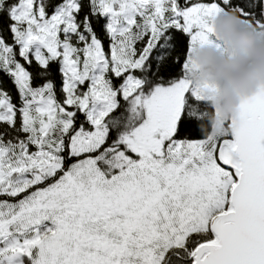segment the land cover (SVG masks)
Wrapping results in <instances>:
<instances>
[{
    "label": "snow or ice",
    "instance_id": "obj_1",
    "mask_svg": "<svg viewBox=\"0 0 264 264\" xmlns=\"http://www.w3.org/2000/svg\"><path fill=\"white\" fill-rule=\"evenodd\" d=\"M264 0H0V264H264V85L219 116L194 53Z\"/></svg>",
    "mask_w": 264,
    "mask_h": 264
},
{
    "label": "clouds",
    "instance_id": "obj_2",
    "mask_svg": "<svg viewBox=\"0 0 264 264\" xmlns=\"http://www.w3.org/2000/svg\"><path fill=\"white\" fill-rule=\"evenodd\" d=\"M216 35L225 48L198 49L193 56L199 71L192 78L200 83L220 85L221 98L226 102L225 114L235 111L243 95L264 85V34L244 27L234 15L219 16Z\"/></svg>",
    "mask_w": 264,
    "mask_h": 264
},
{
    "label": "rangeland",
    "instance_id": "obj_3",
    "mask_svg": "<svg viewBox=\"0 0 264 264\" xmlns=\"http://www.w3.org/2000/svg\"><path fill=\"white\" fill-rule=\"evenodd\" d=\"M221 16H223V15H221ZM243 26L247 27L244 24H243ZM247 28H249V27H247ZM260 34H263V33H260ZM194 81H196V80H194ZM220 98H221V95H220V85H219L218 91L216 92V94L212 98V104L218 109V112H219V116H215V121H214L213 128H212V131H214L216 133H219L222 130L221 121H226L229 118V115H226L225 110L220 106V102H221Z\"/></svg>",
    "mask_w": 264,
    "mask_h": 264
},
{
    "label": "trees",
    "instance_id": "obj_4",
    "mask_svg": "<svg viewBox=\"0 0 264 264\" xmlns=\"http://www.w3.org/2000/svg\"><path fill=\"white\" fill-rule=\"evenodd\" d=\"M220 99H221L220 106L224 109L225 102H224V100L222 98H220ZM209 119H210V123H211V126L212 127L210 129H208V130H211L212 131L213 124H214V121H215V116H210Z\"/></svg>",
    "mask_w": 264,
    "mask_h": 264
},
{
    "label": "water",
    "instance_id": "obj_5",
    "mask_svg": "<svg viewBox=\"0 0 264 264\" xmlns=\"http://www.w3.org/2000/svg\"><path fill=\"white\" fill-rule=\"evenodd\" d=\"M234 113V111L231 113V114H228L229 115V117L232 115Z\"/></svg>",
    "mask_w": 264,
    "mask_h": 264
}]
</instances>
